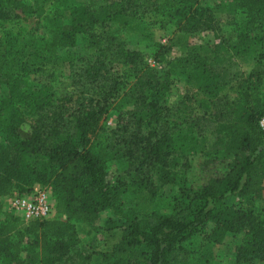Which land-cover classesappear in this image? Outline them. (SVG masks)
Listing matches in <instances>:
<instances>
[{
	"label": "trees",
	"instance_id": "obj_1",
	"mask_svg": "<svg viewBox=\"0 0 264 264\" xmlns=\"http://www.w3.org/2000/svg\"><path fill=\"white\" fill-rule=\"evenodd\" d=\"M101 1V23L108 19L123 25L130 22L135 0ZM199 1L153 0L152 7L172 18L181 6ZM237 2L240 11L234 36L221 49L237 57L264 59V0ZM16 7L34 11L21 0H0V21L8 19ZM71 12L68 27L59 17L53 18L50 36L40 37L35 52L37 57L43 52L48 56L58 50L63 53L79 33L86 35L91 46L109 40V46L101 45L94 63L84 69L98 79L99 93L77 106L49 83H25L18 75L21 49L0 45V85H9L8 97L0 101V258L8 264L34 260L61 264L76 241L74 223H92L107 211V228H119L121 234L102 253L104 264H190L185 242L202 237L215 247L229 232L243 235L234 248L233 264L264 260V208L256 214L240 202H226L230 195L264 199V128L260 125L264 90L259 89V75L251 73L243 82L240 99L225 101L224 108L212 115L216 140L222 137L223 141L219 155L206 160L199 173L190 164V156L200 148L198 136L188 119L163 102L172 89L170 71L159 74L140 51L94 33L92 15L86 9L71 8ZM183 18L187 31L212 29L197 6ZM185 54L181 66L188 80L208 97L236 78H229L228 68H219L201 52ZM160 56L155 54L153 61L162 62ZM113 61L131 66L128 78L134 81L129 87L128 78L107 69ZM118 97L130 108L120 114L108 140L96 144L91 136L98 121ZM20 108L27 115L44 116L25 127ZM152 169L158 172L161 185H177L176 191L157 194ZM36 182L48 186L56 213L23 223L4 210L2 200L30 191ZM131 192L137 199L126 196ZM31 235L35 241L26 244ZM31 247L42 249L40 258H35L37 250ZM204 261L214 264L213 253L207 251Z\"/></svg>",
	"mask_w": 264,
	"mask_h": 264
},
{
	"label": "rangeland",
	"instance_id": "obj_2",
	"mask_svg": "<svg viewBox=\"0 0 264 264\" xmlns=\"http://www.w3.org/2000/svg\"><path fill=\"white\" fill-rule=\"evenodd\" d=\"M21 1L29 3L34 11L24 12L21 7H16L11 11L8 19L1 20L0 45L21 49L18 75L25 83L36 86L49 83L57 93H67L74 106H77L85 97L99 93L96 84L98 79L93 80V76H89L84 69L94 63L101 45L109 46V40L101 42L102 39L99 38L101 44L91 46L86 35L79 33L74 43L67 46L63 53H59L60 50H58L57 54L48 56L43 52L41 57H37L35 52L40 37L50 36L53 18L59 17L68 27L72 18L71 8L79 11L86 9L92 15L90 20L91 23L93 22L94 33L111 36L113 41L122 43L124 47L140 51L147 56V63L156 68L159 74H163L165 69L170 71L172 89L163 102L170 105L177 115L188 119L192 126V133L198 136L200 148L190 156V164L199 173L206 160L219 155L223 141L222 137L216 140L217 136L211 123L212 115L224 108L225 101L240 99L243 82L251 73L259 75V89L261 92L264 90V59L237 57L221 49L226 45V41L230 37L232 40L234 36L233 25L240 11L237 0H200L196 5L181 6L179 13L172 18L166 13L155 10L152 7L153 0H135L134 6L130 7L133 13L127 25L110 19L101 23L100 17L102 18L103 10L101 0ZM195 6L205 12L212 29L196 31L183 29V17L188 14L190 8ZM212 50L215 52L212 53ZM196 51L207 55L209 60L213 58L215 65L219 68H228L229 78L236 75L233 76L236 78H232L225 84L214 97H208L198 91L188 80L187 73L181 66V58L186 55L185 53ZM157 53L161 54L162 62L153 61V56ZM110 67L111 72L124 75L126 78L131 76L132 69L129 65L113 61L108 63L107 69ZM133 81V78H128L127 87ZM8 95L9 85H0V101ZM129 108V104L118 97L100 117L91 140L96 144L106 142L108 135L116 129L120 114L125 113ZM19 112L25 127L39 123L44 116L27 115L22 108ZM172 119L176 117L173 116ZM112 168L114 169L115 166ZM150 175L157 194L168 196L176 191L177 185H161L157 179L158 172L155 170L152 169ZM37 184L36 182L33 186ZM126 196L129 199L138 197L135 192ZM226 202L228 204L240 202L253 209L256 214L264 208V199L230 195L226 198ZM109 217V212L102 211L92 223L75 222L76 241L70 249L69 257H66L61 264H104L102 253L111 249L118 242L121 234L119 228H107ZM241 238H243L241 233L229 232L219 244L211 247L208 240L194 237L184 243V248L190 264H206L204 255L207 251L213 253L214 264H233L234 248ZM34 241L35 238L32 235L25 239L26 244ZM36 243L39 245L37 240ZM31 248L37 250L35 258H40L42 249ZM0 264H8V261L0 258ZM31 264L40 263L34 260ZM251 264H264V260L256 259Z\"/></svg>",
	"mask_w": 264,
	"mask_h": 264
},
{
	"label": "built area",
	"instance_id": "obj_3",
	"mask_svg": "<svg viewBox=\"0 0 264 264\" xmlns=\"http://www.w3.org/2000/svg\"><path fill=\"white\" fill-rule=\"evenodd\" d=\"M260 125L264 128V119H261ZM2 203L5 211L18 217L23 223L49 219L56 213L51 191L39 183L30 191L5 196Z\"/></svg>",
	"mask_w": 264,
	"mask_h": 264
}]
</instances>
